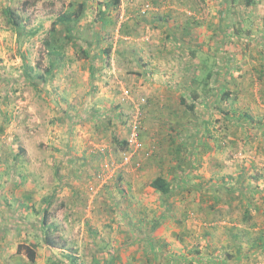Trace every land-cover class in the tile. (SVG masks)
<instances>
[{"label": "rangeland", "instance_id": "obj_1", "mask_svg": "<svg viewBox=\"0 0 264 264\" xmlns=\"http://www.w3.org/2000/svg\"><path fill=\"white\" fill-rule=\"evenodd\" d=\"M245 1L0 0V245L15 253L0 264H264V50ZM66 11L73 39L54 40ZM48 39L66 42L54 63Z\"/></svg>", "mask_w": 264, "mask_h": 264}, {"label": "trees", "instance_id": "obj_2", "mask_svg": "<svg viewBox=\"0 0 264 264\" xmlns=\"http://www.w3.org/2000/svg\"><path fill=\"white\" fill-rule=\"evenodd\" d=\"M116 1L119 2V0H116ZM233 1H234V3H237L239 0H233ZM253 1L254 0H246L245 2L248 5H251L253 3ZM9 14H10L11 18L13 19L14 13L12 11H9ZM80 18H81V13L78 11H73V12L72 11H66V12H63L60 15H58V17H57L56 21L53 23V26L51 29V35L54 38V40H56L55 37L57 35L58 26H63L65 28V30H66L65 37H67L66 42L69 40H72L73 39L72 34L76 30V29L74 30V28L79 23ZM66 42L59 44L57 42L52 43V41L50 39H48L46 41L47 48L50 52V57L54 60L53 63L55 61H58V58H57L58 56L63 57V51L65 50ZM52 66H54V65H52ZM207 79L209 81L212 79L211 72L208 75ZM212 80H215L217 83H219L222 80V75L218 76V74H217L216 77H214ZM196 93H197L196 91H193V96L196 99H198L199 96ZM230 97H231L230 93H228L227 91H224L222 98L224 100H230ZM182 104H186L185 99H182ZM194 108H195L194 103L189 106V109H191V110H194ZM245 115L247 116V118L251 117V115L249 113L248 114L246 113ZM128 147H129V143L127 141H125L123 148L126 149V151H127ZM150 186L156 193L162 194L164 196L169 195V193L171 192L172 187H173L172 183L163 176H159L156 179H154L151 182ZM49 207H50V205L43 211V214H44L43 219H42L43 220L42 221L43 230H45L47 227L46 223H47V219H48V208ZM46 240H47V242H48L47 244L49 246H56V243L50 238V236H47ZM18 252L19 253L24 252V254L27 256V258L31 262L36 261L37 247H30V246H22L21 245L18 249ZM73 260L75 261V259H73Z\"/></svg>", "mask_w": 264, "mask_h": 264}, {"label": "crops", "instance_id": "obj_3", "mask_svg": "<svg viewBox=\"0 0 264 264\" xmlns=\"http://www.w3.org/2000/svg\"><path fill=\"white\" fill-rule=\"evenodd\" d=\"M253 4L259 6V9H257L256 12H255L256 25H255L254 29L251 28V29H248L245 32H246V34H251L253 32L255 33V37L254 38H256L255 39L256 47L258 49H260V51H261V50H264V0H255V1H253V3L250 6H252ZM249 13L252 14L251 11ZM6 179H7L6 172L5 171H1V169H0V233L3 232L2 235H4V232L7 231V225H8V227L11 226V224L9 223V221H7L6 219H3V217H2L3 216V213H6V210L4 208H2V206H3L2 205V203H3L2 202V199L5 198V196L7 195V190H8L7 189L8 188L7 187L8 184H7V181H5ZM49 205L51 207L52 204L49 203L48 205L47 204L44 205L42 207L43 208L42 210H45ZM50 207L48 208V210L50 209ZM20 208H22V207H19L18 208L19 213H17V214L18 215H21L23 218H26L25 217L26 216V213L24 215L22 213V211H20ZM34 222H35V224L37 222V226H40L41 227V223H39V221L37 219ZM14 228L16 229V227H14ZM38 229H39V227H38ZM21 230H22L21 232H23V233H25V232L29 233L30 232L32 234H33V232H31V231H34L33 228L30 229L28 227L26 229L25 228H21ZM0 239H2V238L0 237ZM4 239H6V238H3V240ZM1 246H3V247H1ZM9 252H10L11 256H13V254H15L14 252H12V250L9 251L7 249V246L0 245V257H3V258L7 257L8 254H9ZM17 256H18V254L16 256H14V258H17Z\"/></svg>", "mask_w": 264, "mask_h": 264}, {"label": "built area", "instance_id": "obj_4", "mask_svg": "<svg viewBox=\"0 0 264 264\" xmlns=\"http://www.w3.org/2000/svg\"><path fill=\"white\" fill-rule=\"evenodd\" d=\"M136 130H137V128H135ZM135 135L133 134V137H134ZM135 141V138L134 139H132V141L131 142H133V145L134 144H136V142H134ZM137 146H140V145H137Z\"/></svg>", "mask_w": 264, "mask_h": 264}]
</instances>
